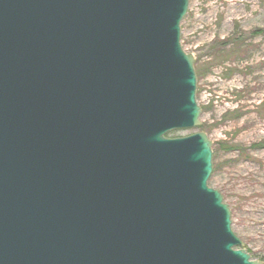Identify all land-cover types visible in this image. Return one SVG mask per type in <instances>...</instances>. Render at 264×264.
<instances>
[{"label":"water","instance_id":"1","mask_svg":"<svg viewBox=\"0 0 264 264\" xmlns=\"http://www.w3.org/2000/svg\"><path fill=\"white\" fill-rule=\"evenodd\" d=\"M188 0H0V264H263L207 186Z\"/></svg>","mask_w":264,"mask_h":264},{"label":"rangeland","instance_id":"2","mask_svg":"<svg viewBox=\"0 0 264 264\" xmlns=\"http://www.w3.org/2000/svg\"><path fill=\"white\" fill-rule=\"evenodd\" d=\"M180 45L194 59L198 129L212 144L208 188L230 211L231 231L264 263V0H188Z\"/></svg>","mask_w":264,"mask_h":264},{"label":"bare ground","instance_id":"3","mask_svg":"<svg viewBox=\"0 0 264 264\" xmlns=\"http://www.w3.org/2000/svg\"><path fill=\"white\" fill-rule=\"evenodd\" d=\"M184 19V18H183ZM200 112H201V109H200ZM169 134V133H168ZM168 134H166L165 136H164V138H166V139H168L167 137H168ZM173 140V139H172Z\"/></svg>","mask_w":264,"mask_h":264},{"label":"trees","instance_id":"4","mask_svg":"<svg viewBox=\"0 0 264 264\" xmlns=\"http://www.w3.org/2000/svg\"><path fill=\"white\" fill-rule=\"evenodd\" d=\"M196 77H197V73H196Z\"/></svg>","mask_w":264,"mask_h":264}]
</instances>
